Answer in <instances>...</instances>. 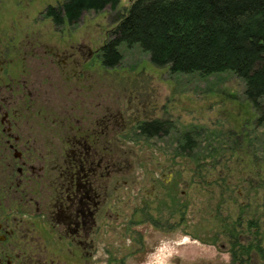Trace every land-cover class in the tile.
<instances>
[{"label":"rangeland","instance_id":"rangeland-1","mask_svg":"<svg viewBox=\"0 0 264 264\" xmlns=\"http://www.w3.org/2000/svg\"><path fill=\"white\" fill-rule=\"evenodd\" d=\"M132 2L84 14L78 34L102 45ZM120 50L113 68L98 57L95 77L97 102L113 114L114 160L128 170L113 179L125 197L113 211L129 224L121 231L114 223L109 236L114 256L128 257L110 264H234L231 234L263 249L245 264H264V118L244 80L231 71L172 73L139 45ZM153 120L167 121L169 133L141 135L139 124ZM187 132L196 145L189 150ZM142 206L147 216L133 217ZM101 257L96 264H107Z\"/></svg>","mask_w":264,"mask_h":264},{"label":"flooded vegetation","instance_id":"flooded-vegetation-1","mask_svg":"<svg viewBox=\"0 0 264 264\" xmlns=\"http://www.w3.org/2000/svg\"><path fill=\"white\" fill-rule=\"evenodd\" d=\"M70 1L0 0V264L128 257L114 256L109 237L129 224L113 211L125 198L113 179L128 170L114 160L112 110L95 89L113 30L100 46L80 37L90 11L71 18ZM132 215L147 216L145 206Z\"/></svg>","mask_w":264,"mask_h":264},{"label":"trees","instance_id":"trees-1","mask_svg":"<svg viewBox=\"0 0 264 264\" xmlns=\"http://www.w3.org/2000/svg\"><path fill=\"white\" fill-rule=\"evenodd\" d=\"M120 0H71V18L84 10L116 9ZM103 48V64L118 66L121 45H139L159 67L172 73L209 76L231 71L245 82V95L264 118V0H133ZM164 120L138 126L146 137L167 135ZM192 133H185L183 148H195ZM264 189V180L262 182ZM252 226V225H251ZM232 236V260L245 264L244 256L262 247Z\"/></svg>","mask_w":264,"mask_h":264}]
</instances>
